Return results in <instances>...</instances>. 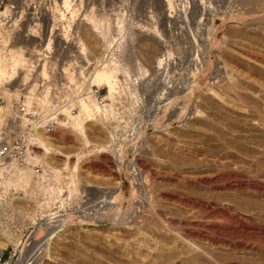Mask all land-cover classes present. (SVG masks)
<instances>
[{"label":"rangeland","instance_id":"1","mask_svg":"<svg viewBox=\"0 0 264 264\" xmlns=\"http://www.w3.org/2000/svg\"><path fill=\"white\" fill-rule=\"evenodd\" d=\"M13 1H18V3L27 6L35 5L47 9L53 5L55 0H53V2L52 0H0V35H2L0 36V49H9L16 44L17 46L27 48L33 47L36 45L33 41L30 43L25 41L13 43L10 41V36L13 37V35L8 31L9 22L7 19L12 21L14 19L10 17V11L7 9H9V5ZM238 1L239 0H236V2L235 0H75L73 4H76L75 8H77L74 10L78 12H75L76 14L74 13V20L71 19L73 22L71 24L72 30L70 29V62L75 61L74 63L76 65L74 66V73L71 72L74 76L63 75L61 77L64 82H70V92L63 91L61 93L63 97H67L69 101L74 100L76 96L73 94L75 91L73 85L78 86V82L79 85L85 82L82 84L83 86L88 84V82L90 83L91 75L93 74H91L92 65L106 55H108V57H106L109 64H112L111 62L113 61L115 63L125 64V67L132 73L131 80H128V82H126V80L124 81L125 74L121 73L120 79H123V82H120L118 86V91L120 92L119 95H117V102L114 104V108L113 102H109L112 105L110 109L112 111H110L111 115H109L108 118L99 117V123L88 124L87 131L94 146L85 150L84 153L81 154L82 156H78V158L76 157V154L79 152L77 151V147L73 145H63V148L60 150L63 151L65 155L68 154L71 157V165L68 166L65 164L66 158L60 155L54 159H50V161L47 160L50 165L53 163L51 166L56 169H67L64 171L63 185L58 190L62 191L61 196L63 198L70 195V206L68 207L70 214L82 215V213H84L86 215L92 214L95 217L96 212L100 210L101 203L99 201L107 195L111 196L114 191H119V188H123L122 185L119 186L114 181V178L120 177V173L115 168L110 151L107 149V152L99 153L101 152L100 145L106 146L105 149L109 147L111 134L114 130L118 134L126 136L132 130L139 128L140 125L144 129L149 127L148 123L154 119V114L160 110L162 111L165 105L164 102H168L166 99L171 98L175 100L178 97H183L186 93L184 91L185 87L190 86L196 76H200L203 70H207V74H210H208L209 76L206 78L205 82H207V80H212L214 75L219 73L221 65L218 64L221 60L217 57L218 50L212 49L210 51L212 45V30L215 24L218 23L217 18L219 15L227 22V25L225 24L226 26H223V30L221 29L219 31V38L222 40H224L225 37L228 38L227 43L223 44L221 47V51L225 52L224 49L229 51V53H226L227 56H231V53H233L231 57L229 56L230 59L232 58L230 62L233 64L235 63L239 71L245 74L247 72V75L251 74L250 76H254V78H258L264 82V0H261L262 2L260 4H250V6L241 5L242 3ZM251 12L252 15L250 14ZM235 14L236 16L239 15L240 18L242 17L240 21L241 24L239 23L238 26L236 25V29L232 23H230L232 21L230 18L234 17ZM255 14H258L256 18ZM92 16H96V18L99 16L98 19L106 20V22L112 25L111 35H113V37L116 36L117 39H123L124 41H122L121 47L120 45H114L111 46V48L105 47L104 41L91 30V25L88 20ZM119 18L120 20L123 18L122 21L124 20L123 22L125 25H122L127 27V31L129 30L130 32H120V28H118L116 24ZM245 22H247V24ZM3 24L4 26H2ZM113 25L119 30L115 29ZM218 25H220V23ZM153 27L155 29H153ZM6 39L8 42H11L10 45L7 43L5 45L4 41ZM81 40L85 44H88L91 49L93 48L92 51L95 53L94 55L89 54L90 64L89 62L87 63V59H80L81 55L78 53L80 50L78 49V45ZM225 45L233 50L235 49L236 53L232 49H226ZM209 54H211V56H209ZM243 54L248 57L242 56ZM167 55L166 64L168 62V70L158 69L157 60L163 59L162 57ZM206 65H210V67H206ZM81 67H86L85 71L83 69L84 74L82 75ZM25 76H27V73L24 74V71H22V74H20L21 78L18 77L16 81L17 85H19L15 87L18 91L16 92L17 95L12 97L14 101V103L12 102L11 104L12 108L15 107L16 102H24L25 95H32L31 92V94H28L26 91H32L34 86L37 87L41 77H43L42 75L38 78L37 76H29L28 84H26L23 81V77ZM240 79V83L245 86L250 87L253 85L251 81L245 80L244 78ZM21 85H26L27 88H29L26 91H21ZM180 87L182 89H179ZM101 88H104V93L108 96L109 89L106 86H102ZM35 89L32 92L34 95L39 96L40 92ZM0 99L4 100L2 106L9 104L8 100L2 97H0ZM196 100L193 102V105L196 106L192 108L191 115L188 116L186 120L184 119L186 122L183 120L186 125L190 124L189 126L195 127V130L192 128L193 131H198L197 128H199L196 123L195 125L193 123L196 122L194 120L198 118V115L194 114V110L201 108L197 105H203L198 102V99ZM182 104L184 105L183 99L181 101V107ZM204 108L207 109L206 111H211L208 109V106ZM204 108H201V110ZM216 110V113L211 112L208 114H213L217 118L226 119H229L230 116V119L236 117L227 110L224 111L223 109L221 110V108ZM218 110L221 112H218ZM13 114L14 115L11 114L5 119L2 126H6L13 119L11 116L14 117L15 112ZM68 119L69 117H67V114L63 113L60 124L68 122ZM150 119L151 121H148ZM175 119L177 120L176 117H174V121ZM185 130H187L185 127L182 128L175 125L174 129L170 130L171 133L169 135L161 134L162 139H166L169 141V144L172 143L173 145L177 144L179 141L184 142L186 139V136H184L186 134ZM166 140L165 142L163 141V144V142L161 143L156 139L149 138L147 141L148 145H144L146 150L144 149V154L141 156L142 158L140 156L139 158L144 161H142L143 165H146L148 169L163 171L161 173L162 175L164 174V176H159V180L154 182H159L155 184L156 186L158 185V188L155 187L152 182L154 180H152L150 176L147 178L149 184H153V189L159 192L155 190V195L157 196L155 197L157 201L159 200L158 202H160V205L158 203L159 207L157 206V208H159L158 210H163L162 213L165 218L174 215L175 218L178 217V219H183L185 213H175L177 212L175 211L177 208L165 202L164 205L160 197V194L166 190H182L183 186H181V184L183 181L173 177V182L170 183L169 181V185H165L167 182L163 177L166 178L170 173H172L171 175H175L180 172V174L190 172V174L193 173L192 175H197L199 174L197 172L200 170L198 169L197 171L193 164H196L195 162L198 160L194 157L189 158L190 156L186 155V157L184 156L185 159L187 158L185 162L183 158L184 154L175 151L172 148L174 147L172 144V147L166 146V144L169 145ZM156 142L157 144H155ZM56 144L59 146V143ZM152 148L156 157H158L155 162L152 156L149 155L150 153H148ZM156 149L158 154L156 153ZM172 156H175V162ZM178 158L180 162L176 160ZM158 162L160 164H157ZM182 162L190 164V167H183ZM177 165H180V167ZM22 168L25 167L22 166ZM165 172L169 173L167 174ZM94 174H104L108 176L109 179L95 178ZM33 181H35L34 178ZM32 183L34 184V182ZM170 184L172 185L170 186ZM31 188L33 189V187ZM48 190L50 191V189ZM36 191L37 195L31 191L30 187L27 191H24L22 188H13L9 192V204L0 205V250L6 251V261L9 264H144L146 260L139 259V257H137L138 253L148 258L145 257L147 262L149 261V263L145 264H152L153 260H158V262L160 261L163 264H181L177 257L179 251L176 247L177 243L175 241L168 242L163 238L165 234H162L166 232L163 231L165 229L163 228V221H159L161 222L159 223L158 220L151 215L152 213H149L148 217L146 215V217L141 218L139 221L140 223L135 220H130L128 227L115 229L117 231L111 229L108 219L107 221H99L97 219H95L96 221H94V219L91 221L87 218L83 220V218L80 217L84 222L79 225L74 224L71 225V227H67L66 232L64 231L65 233L62 232L59 234L61 235L60 239L56 242L54 241L52 249L47 252L45 249L47 242L45 243L46 240L44 241L46 233H43L42 228L36 231L37 225L42 219L40 214L41 209L38 203L41 192H38L39 189H36ZM54 191H56V189H53V192ZM161 206L165 208L163 209ZM171 209L174 210L171 211ZM170 212L173 215H171ZM197 221L201 220L197 219ZM161 228H163V230ZM33 232H35L34 235L32 234ZM139 232H142L144 236L140 235ZM28 241H30V244ZM43 241L45 243L44 247L42 246ZM165 260L167 262H164ZM160 262L159 264H162Z\"/></svg>","mask_w":264,"mask_h":264},{"label":"bare ground","instance_id":"2","mask_svg":"<svg viewBox=\"0 0 264 264\" xmlns=\"http://www.w3.org/2000/svg\"><path fill=\"white\" fill-rule=\"evenodd\" d=\"M74 2L75 0H55L52 8V11L55 15V20L68 19L66 17V11L64 10V8H70V29L73 22L71 21V19L74 20L73 17L76 14L75 12H78L74 10L77 8H75L76 4H73ZM238 2H241V5L250 6V4H260L262 1L239 0ZM236 14L234 17L230 18V20H232L230 23H232L235 29L242 20V17L240 18V16H236ZM250 14L252 15V12ZM257 15L255 14V18L257 17ZM98 17L96 18V16H92L89 18L88 21L91 25V30H93L102 39V41H104L103 43L105 44V47L111 48V46L114 45H120L121 47L123 39H117L116 36L113 37V35H111L112 33H110L112 25L106 22V20L98 19ZM122 19L120 20L119 18L117 20L118 22L115 23L117 24V27L120 28L121 33H128L129 30L127 31V27L124 26V20L122 21ZM217 20L218 23L215 24L214 29L212 30V45L210 47V51L212 49L218 50L217 57L221 60L218 64L221 65L219 73L217 75L213 74V81L207 80V82H205L206 78L210 74H207V70H203L200 76H196V78L194 77L195 80L190 86H186L187 88L185 87L184 91L186 93L184 92L185 94L183 97H178L175 100L171 98L166 99L168 102H164L165 105L162 111L160 110L159 112L154 114V117L152 115V117L154 118L152 121L151 119L148 120L151 121L148 123L149 127H146L144 129L143 127L141 128V125L139 126V128L141 129L139 134L137 135V142H134V144H136V147L139 146L140 148L138 149V151H135L133 153L132 157L130 156L129 159L132 158L131 163H127L125 160H122L124 168H122V170H119L120 177L113 178L115 183L119 186L122 185L123 188H119V191H114L113 193L111 192V196H105V200L107 202L114 204L117 203V205L110 204V206L108 207V211H105V214L110 221L109 225H111V229L117 231L115 229L128 227L130 220L139 222L141 218L146 217V215L148 217L149 213H152L151 215L156 220H158V222L163 221V228L165 229H161L163 231H166L164 233L161 230L163 232L162 235L165 234V237L163 236V238L168 242L175 241L177 243L176 247L179 250L177 253V257L179 259V263L181 264H264V82H262L258 78H254V76H250L251 74L247 75V72L245 74L244 72L239 71L235 63L233 64L230 62L232 59H230V57L233 53H231V56L229 55V57L226 54L229 53V51L225 49V52L221 51V47L223 46V44L227 43L228 38L225 37V39L222 40L221 38H219L218 33L223 28V26L227 25V22L220 15L218 16ZM219 23L220 25H218ZM245 23L247 24V22ZM115 27L116 26H114V28ZM118 28L115 29L119 30ZM153 29L155 28L153 27ZM4 43L5 45L6 43L10 45L7 39L4 41ZM78 46V49H80L78 53H80L81 55L80 59L85 58L87 59V63L89 62L90 64L89 54H95L92 51L93 48L91 49L90 46H88V44H85L82 40L80 41V44ZM228 46L225 45L226 49H232ZM233 51L235 52L236 50L234 49ZM209 56H211V54H209ZM242 56L245 55L243 54ZM29 60L30 59L26 54L25 47L17 46L16 44L9 49H0V97L8 100L9 102L8 105L0 107V127L7 117H9L11 114L14 115L13 113L15 112V109L14 107L12 108L11 104L12 102L14 103L12 97L14 95H17L16 92L18 91L15 88L19 85H17L16 81L18 77H20V74H22V71L26 70V65L30 63ZM74 62L69 61L70 71H68V67L65 69L67 76H74L73 71L75 69L74 66L76 65ZM113 62H111L112 64H109L107 61L103 64L102 68L97 69L91 76L90 84L96 87L106 86L109 89L107 101H111L114 103V95L118 91L120 82H123V79H120L121 73L125 74V78L123 77L124 81L126 80V82H128V80H131L132 72H130V70L125 67V64ZM157 66L158 69L165 68L166 61L164 59L157 60ZM208 66L210 67V65H206V67ZM81 69L82 75L84 74L83 69L85 71L86 67H81ZM71 72L73 73L71 74ZM41 75L45 79L50 77L47 69L43 70V72H41ZM29 76L30 75L27 74V76L23 77V81L26 84H28ZM240 78L251 81L253 85L249 87L241 84ZM78 83L77 85L80 89L83 86L82 84L85 82L81 83L80 85ZM35 88L36 86L33 87L32 91H34ZM32 91L30 92L34 94ZM181 98L184 102V105L182 104V107ZM204 98L208 100L206 101ZM196 99H198V102H200L201 105L203 104L204 107L208 106V109L211 111H206L207 109H205L203 105H197L204 109L201 110V108L198 107L200 110L196 109L194 110L195 112L193 111L195 115H198L197 120H194L196 122L193 123L194 125L196 123V125H198L200 128H197L198 131H193L195 127L189 126L190 124L186 125L184 121L188 118V116L191 115L192 108L196 106L193 105V102ZM48 100V95H46L42 99V102L47 103ZM24 102L29 107H31L32 99L30 97L25 95ZM75 107V112L72 114L70 113L69 108H62L63 112L67 114V117H69V119L68 122L60 124V127L58 128L55 135L53 134L50 136H45L39 133L38 136L40 148L43 150V157L46 160L50 161V159H54L58 157V155H60L61 157L66 158L65 164L66 166H68L71 165V157L68 154L65 155L63 151L60 150L63 148V145H73L74 147H77V151L79 152L76 154V157L82 156L81 154L84 153L85 150L94 146L87 131L88 124L97 123L99 117L108 118V116L111 115L109 108L112 107V105H110L109 103L105 106L106 108H103V106L100 105V103L95 99H80L75 104ZM218 108H221V110L223 109L224 111L227 110L236 117L233 119H230L231 116L229 117V119L219 117V119L213 114H208L211 112L216 113V109ZM218 112L221 111L218 110ZM11 117L13 118V116ZM174 117H176L177 120L175 119L174 121ZM175 125H178V127L182 128L185 127V129L187 130H185L186 134L184 135L186 136V139L184 138L185 141H179L177 144L173 145L172 143L169 144V141H167L166 139L163 140L161 134L169 135L171 133L170 130L174 129ZM149 138H153L154 140L156 139L161 143L163 141L165 142L166 140L169 144H166V146L172 147L173 145L174 147L172 148L175 151H178V153L180 154H184L183 158L184 156L186 157V155H188L190 156L189 158L194 157L198 160L197 161L195 159L197 162H195L196 164L193 165L197 171L198 169L200 170L199 172H197L199 174L192 175L193 173L190 174V172L180 174V172L179 174L174 173L175 175H171L172 173L168 174L169 172H165L168 175H165L166 178H163L167 183L162 180L166 183L165 185H167L169 181L170 183H172L173 177L179 179L180 181H183L184 184H181V186H183V189L179 186L182 190H166L164 192L161 191L162 194H160V197L163 200V204L165 202L168 205L176 207L177 210L175 211L177 212L175 213H185V217H182L183 219H178V217L175 218L171 212L170 213L173 216H168L167 218H165L164 214L162 213L163 210H158L159 208H157L158 203L160 205V202H158L159 200L157 201V196L155 195V192L157 190L153 189V184L150 185L147 178L150 176V178L154 180L151 181L154 183L159 180V176H164V174L162 175L161 173L163 171L151 170L148 169L146 165H143L144 161L141 160V156H143L144 154L143 151L146 148H144V145L147 144ZM56 143H59V146ZM155 144H157V142ZM99 147L101 148V152L99 153L107 152L106 150L108 148L105 149L106 146L104 147V145H100ZM150 151L148 152L150 153L149 155L152 156L154 162L157 161L156 158L158 157H156L155 152H153V148L150 149ZM139 156L141 158H139ZM172 157L174 158L175 156ZM179 158L176 160L179 161ZM157 164L160 163L158 162ZM51 165V169L54 170L55 168ZM189 165L190 164L188 163L182 162L183 167H188ZM177 166L180 167V165ZM54 173H58L57 169ZM94 177L106 180L109 179L108 176H105L104 174H94ZM33 178L34 176L32 171H28V169L18 167L14 171V173L5 177V180L1 185L0 195L9 193L13 188H22L24 189V191H27L29 187L33 193H36V189L38 188L36 186H32V182H35L33 181ZM56 178L57 181L60 180L58 176H56ZM157 183H154V185ZM37 184L39 185V183ZM171 185L172 184H170V186ZM157 186L155 185V187ZM31 187H33L34 190ZM161 208L163 207L161 206ZM173 210L171 209V211ZM98 216L102 215L99 214ZM93 219L94 221H96L95 219L101 220L100 217L91 218L89 220L92 221ZM197 219H200L201 221H197ZM83 220L80 219V217L71 218L70 227L74 224L79 225L83 223ZM64 231L66 232V227L64 228V226L48 230V235L45 241V243L47 242L45 248L47 252L52 249L54 241L56 242L58 239H60L61 235L59 234ZM139 234L142 235V232H139ZM137 257H139V259L141 258L143 260H146V262L144 261L145 263H149V261L147 262L148 258L146 256L145 257L147 259L144 257V255L138 253ZM152 262V264H159L160 261L158 262V260H153ZM164 262L167 261L165 260Z\"/></svg>","mask_w":264,"mask_h":264},{"label":"built area","instance_id":"3","mask_svg":"<svg viewBox=\"0 0 264 264\" xmlns=\"http://www.w3.org/2000/svg\"><path fill=\"white\" fill-rule=\"evenodd\" d=\"M52 8L53 5L43 9L41 6H27L18 3V1H13L9 5L10 17L14 19L13 21L7 19L9 22L8 31L13 35V37L10 36V41L13 43L19 41L30 43L35 40L33 42L36 44L32 48L25 47L30 63L26 65L24 72L29 74L30 77L37 76L38 78L41 77V72L47 69L50 77L47 79L41 77L36 87L40 92L39 96L34 94L28 96L32 99L31 107L25 102H16L14 107L15 116L6 126H2L0 129V193L5 177L14 173L18 167L22 168L23 166L25 169L32 171L35 178L33 186H36L41 192L38 203L42 219L37 225L36 231L42 228L43 233H46L45 240L49 229H56L61 226L67 229V226L70 227V219L73 217L83 219L100 217L101 220L99 221H105L108 219L105 211H108L110 204L117 205V203L107 202L104 197L99 201L101 206L95 217L92 214L86 215L84 213L82 215L70 214V210H68L70 195L63 198L61 196L62 191L58 190L63 185V175L67 169H57L58 173L55 174L56 168L51 169L40 148L39 133L50 136L57 132L60 119L64 113L63 107L69 108L72 114L75 112V104L80 99H95L103 108H106L105 106L110 102L107 101L108 96L105 95L104 88L93 86L88 81V84L80 89L78 86L73 85L75 88L73 94L76 96L74 100L69 101L67 97H63L61 94L63 91L70 92V82H64L61 78L63 75L67 76L65 70L67 67L70 71V8H64L68 18L66 20H55ZM10 41L9 43H11ZM106 56L108 57V55ZM106 56L92 65L91 74L103 67V64L107 62ZM167 57L168 55L164 56L163 59L166 61ZM168 66L167 62L165 69L161 70L167 71ZM26 90L27 86H22L21 91ZM26 92L31 94L30 90ZM46 95H48L49 100L44 103L42 98ZM117 95H119V91L114 95L113 108L117 102ZM3 104L4 100L0 99V106ZM141 128L132 130L126 136L118 134L115 130L112 133L108 150L118 172L124 168L122 160L131 163L132 158L129 159L130 156L132 157L133 153L140 148L139 146L136 147L134 142H137V135ZM56 176L60 178L59 181L56 180ZM47 189H50V191ZM53 189H56V191L53 192ZM9 196V193L0 195V205L9 204ZM99 214L102 216H98ZM35 232L32 234L34 235ZM44 241L42 246L45 245ZM28 243L30 244V241ZM6 257V251L1 250L0 264H9Z\"/></svg>","mask_w":264,"mask_h":264}]
</instances>
